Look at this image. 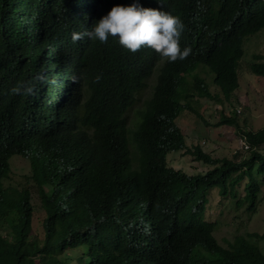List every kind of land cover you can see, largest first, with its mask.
I'll use <instances>...</instances> for the list:
<instances>
[{
	"label": "trees",
	"instance_id": "obj_1",
	"mask_svg": "<svg viewBox=\"0 0 264 264\" xmlns=\"http://www.w3.org/2000/svg\"><path fill=\"white\" fill-rule=\"evenodd\" d=\"M133 3L0 0V264H71L65 254L80 248L77 264H264L253 241L264 234L239 236L224 248L216 222L205 218L213 190L237 198L243 182L236 204L256 211L264 128L244 131L247 158L216 159L188 149L176 124L183 109L195 112L196 96L219 99L198 74L200 64L225 99L240 88L245 41L264 29V0H138L184 22L180 45L192 52L183 61L148 48L133 54L111 37L73 43V32L90 31L113 7ZM251 69L264 76V63ZM154 74L152 97L131 131L126 115ZM21 82L35 94H12ZM182 150L212 168L189 175L170 167L168 155ZM14 156L30 162L44 240L33 236L30 191L4 185Z\"/></svg>",
	"mask_w": 264,
	"mask_h": 264
},
{
	"label": "rangeland",
	"instance_id": "obj_2",
	"mask_svg": "<svg viewBox=\"0 0 264 264\" xmlns=\"http://www.w3.org/2000/svg\"><path fill=\"white\" fill-rule=\"evenodd\" d=\"M244 50L245 55L239 66L240 88L229 100L225 99L214 85V74L205 65H199L202 71L198 74L202 78L206 77L211 93L218 95L219 99L196 96L190 102L195 112L188 109L181 111L176 124L185 135L188 149L201 147L206 154L216 159H233L236 156L247 158L250 155V150L245 151L241 147L244 131L257 132L264 128V76L254 74L251 69L253 63H264V29L246 39ZM257 55L263 59L255 61L254 58ZM204 69L212 77L213 84L211 77L203 72ZM156 79L154 74L147 87L137 95L135 105L128 111L126 117L129 130L136 129L141 112L145 109L146 102L152 97ZM223 120H233L235 123H223ZM261 150L264 151V146ZM132 152L134 155L138 152L135 146H132ZM167 161L170 167L182 170L189 175L205 173L212 168L210 165L197 161L186 150L170 153ZM10 163L11 173L4 181V185L9 189L30 191L34 205L33 236L44 240L45 211L41 206L38 188L31 179L30 162L24 157L14 156ZM258 179L262 181V184L260 200L255 212L248 209L249 205L244 201L240 206L236 204L245 196L244 182L237 189V198H233L231 194L222 197L218 190H213L208 196L205 218L216 222L214 236L224 248H229L239 236L264 234V176ZM253 241L264 253V239ZM81 252H84L83 249L70 250L65 255L73 258L71 264H77L76 258Z\"/></svg>",
	"mask_w": 264,
	"mask_h": 264
},
{
	"label": "clouds",
	"instance_id": "obj_3",
	"mask_svg": "<svg viewBox=\"0 0 264 264\" xmlns=\"http://www.w3.org/2000/svg\"><path fill=\"white\" fill-rule=\"evenodd\" d=\"M158 2L164 5L165 0H158ZM184 30L185 24L180 17L169 12L144 8L137 0V3L131 6L113 7L94 25L92 30L83 33L73 32L72 41L75 43L88 37L98 40L101 44H107L111 37L118 39L119 44L133 54L148 48L162 59L176 62L185 60L192 52L190 47L181 48L180 38ZM37 79L41 83L46 82L43 76H38ZM98 81L99 77H97ZM11 93L34 95V85L30 82L18 83L11 89Z\"/></svg>",
	"mask_w": 264,
	"mask_h": 264
},
{
	"label": "built area",
	"instance_id": "obj_4",
	"mask_svg": "<svg viewBox=\"0 0 264 264\" xmlns=\"http://www.w3.org/2000/svg\"><path fill=\"white\" fill-rule=\"evenodd\" d=\"M241 111H239L240 113ZM241 147L245 150V151H249L250 150V145L248 144V142L246 141V139L244 138L243 140H241Z\"/></svg>",
	"mask_w": 264,
	"mask_h": 264
}]
</instances>
